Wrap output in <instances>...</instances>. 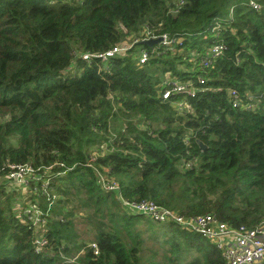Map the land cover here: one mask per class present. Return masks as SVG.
I'll return each mask as SVG.
<instances>
[{"label": "trees", "instance_id": "16d2710c", "mask_svg": "<svg viewBox=\"0 0 264 264\" xmlns=\"http://www.w3.org/2000/svg\"><path fill=\"white\" fill-rule=\"evenodd\" d=\"M252 1L258 9L249 0H0V166H50L56 196L35 230L20 209L28 200L46 208L45 196L18 186L13 205L18 191L0 170V264H224L199 234L128 212L94 170L125 200L210 213L233 228L264 220V0ZM145 26L174 43L80 57ZM213 45L223 49L204 65ZM165 78L194 95L161 98ZM229 90L252 108L233 106Z\"/></svg>", "mask_w": 264, "mask_h": 264}, {"label": "built area", "instance_id": "2783aa9c", "mask_svg": "<svg viewBox=\"0 0 264 264\" xmlns=\"http://www.w3.org/2000/svg\"><path fill=\"white\" fill-rule=\"evenodd\" d=\"M248 3L252 8L258 9V5L252 0H249ZM157 37H161L158 43L163 45L174 43V40L169 38L165 33L156 34L145 26L137 36L128 37L129 42L128 40L122 41L99 53L84 52L80 57L83 60L96 57L101 61H105L107 58L116 54H124L136 42ZM222 49L221 45L211 46L209 50L205 52L201 62L204 65L208 64L210 62L209 57L219 55ZM147 58V52L141 49L136 56V64L142 66L147 61ZM161 83L164 85V89L160 93L163 99H166L170 93H185L189 96L194 95L193 88L172 78H165ZM229 93L233 106H240L246 110L252 108L249 102L241 103V99L237 97L235 90H229ZM174 105L178 111L186 106L185 102L182 100L175 102ZM3 168H5L4 179L6 182L16 186L30 188L33 193L39 191L37 194L45 196L47 201L46 208H42L36 202L28 200L27 204L20 209V216L24 218L23 220L28 222L35 230H37L38 227L41 228L48 215V210L53 203L54 197H56L50 194L51 189H49L47 184V172L50 166L33 168L27 163H6L0 166V170ZM94 171L96 174L95 183L99 188L103 191L114 192L120 206L125 208L128 212L143 215L159 223L172 222L187 231L199 234L221 253L224 264H257L264 262V220L259 221L253 228L247 229L243 226L233 228L217 220L215 216L210 213L183 216L176 214L169 208L157 205L148 199L125 200L120 197L116 182L106 179L98 170L95 169ZM44 243V237L41 235L38 236V234L34 235L32 244L36 252L41 251ZM90 246L94 249L93 253L96 254L97 250L95 245L90 244Z\"/></svg>", "mask_w": 264, "mask_h": 264}, {"label": "rangeland", "instance_id": "374dc122", "mask_svg": "<svg viewBox=\"0 0 264 264\" xmlns=\"http://www.w3.org/2000/svg\"><path fill=\"white\" fill-rule=\"evenodd\" d=\"M0 181H1V178H0ZM3 182H6V181L4 180ZM9 184H10L9 187L7 188L8 190H13L14 189V191H18L20 189L18 186L14 185L12 183H9ZM20 198L21 197H19V191H18V193H16L15 195H13V198H12L13 199L12 200L13 201V205H17L18 206L19 205V202H20ZM146 218H148V217H146ZM76 228H77L76 229L77 232L81 231V233H78L79 234V239L87 240L88 239V232H89L88 225H86V224H84L82 222H79V223L76 224ZM257 264H264V262L257 263Z\"/></svg>", "mask_w": 264, "mask_h": 264}, {"label": "water", "instance_id": "95a60500", "mask_svg": "<svg viewBox=\"0 0 264 264\" xmlns=\"http://www.w3.org/2000/svg\"><path fill=\"white\" fill-rule=\"evenodd\" d=\"M160 40H161V37H157V38H153V39L143 40V41H140V42L142 44L150 46L152 44H157ZM197 143H198V146H199L200 149L204 148V145L200 141H197Z\"/></svg>", "mask_w": 264, "mask_h": 264}]
</instances>
